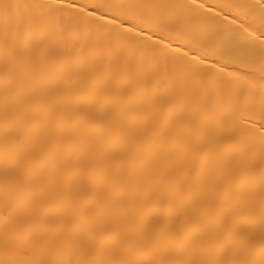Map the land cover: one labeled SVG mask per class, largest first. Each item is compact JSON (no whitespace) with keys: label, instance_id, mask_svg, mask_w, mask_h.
<instances>
[{"label":"bare ground","instance_id":"6f19581e","mask_svg":"<svg viewBox=\"0 0 264 264\" xmlns=\"http://www.w3.org/2000/svg\"><path fill=\"white\" fill-rule=\"evenodd\" d=\"M0 264H264V0H0Z\"/></svg>","mask_w":264,"mask_h":264}]
</instances>
